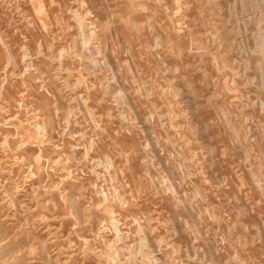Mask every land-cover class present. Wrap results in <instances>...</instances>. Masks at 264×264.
Listing matches in <instances>:
<instances>
[{
  "label": "rangeland",
  "instance_id": "obj_1",
  "mask_svg": "<svg viewBox=\"0 0 264 264\" xmlns=\"http://www.w3.org/2000/svg\"><path fill=\"white\" fill-rule=\"evenodd\" d=\"M0 264H264V0H0Z\"/></svg>",
  "mask_w": 264,
  "mask_h": 264
}]
</instances>
